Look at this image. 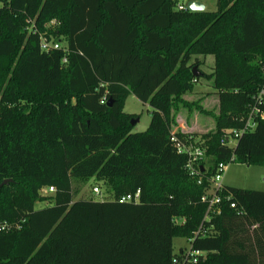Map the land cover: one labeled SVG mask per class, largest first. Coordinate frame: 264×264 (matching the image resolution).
Here are the masks:
<instances>
[{
    "label": "trees",
    "instance_id": "16d2710c",
    "mask_svg": "<svg viewBox=\"0 0 264 264\" xmlns=\"http://www.w3.org/2000/svg\"><path fill=\"white\" fill-rule=\"evenodd\" d=\"M176 5L2 0L0 184L12 182L0 191V225L11 227L0 232V264H174V239L202 224L211 232L194 243L206 254L200 264H264V191L225 186L210 222L201 202L219 163L234 155L264 166L263 120L237 148L221 145L264 84V0H217L212 14ZM43 34L64 50L44 52ZM197 53L214 58L219 99L215 131L191 134L207 149L201 185L185 171L169 118L172 98L201 80ZM131 95L152 110L146 132L133 133L137 117L123 110ZM90 179L108 183L113 198L74 200L73 180ZM45 187L55 188L52 205L36 210ZM138 191V204L119 202Z\"/></svg>",
    "mask_w": 264,
    "mask_h": 264
},
{
    "label": "rangeland",
    "instance_id": "374dc122",
    "mask_svg": "<svg viewBox=\"0 0 264 264\" xmlns=\"http://www.w3.org/2000/svg\"><path fill=\"white\" fill-rule=\"evenodd\" d=\"M195 1H201L205 5V12L207 13H215L217 9V0ZM176 2L183 4L185 0H176ZM1 5L2 0H0ZM56 25L57 22L53 20L51 23L46 24L45 28L50 29ZM34 28V26H31V30ZM193 59L200 62L197 74L200 75L201 80L199 82L193 81L191 92L172 98L169 118L172 132L198 135L200 138V136L206 137L215 131V122L219 115V99L212 88V81L208 78L214 68L213 56L197 53L193 56ZM123 110L139 119V122L134 126L133 133H142L148 130L152 111L149 105L142 103L131 95L125 101ZM222 183L224 186L237 189L264 191V166L258 163L251 165L232 163L223 177ZM72 186L74 200L105 201L113 198L112 194L109 195L110 186L101 179H90L89 182L73 180ZM95 188L99 189V194L94 193ZM15 190L16 187L11 188V194ZM41 194L40 197L44 201L36 203V210L50 207L53 202L52 195L48 196L42 191ZM173 246L174 252L178 254L181 250L187 249L189 245L186 239L176 237Z\"/></svg>",
    "mask_w": 264,
    "mask_h": 264
},
{
    "label": "built area",
    "instance_id": "2783aa9c",
    "mask_svg": "<svg viewBox=\"0 0 264 264\" xmlns=\"http://www.w3.org/2000/svg\"><path fill=\"white\" fill-rule=\"evenodd\" d=\"M191 0H185L183 4L177 3L176 9L180 12L187 13L190 10L187 8V3ZM33 32L36 33V28L33 29ZM40 46L41 49L46 52L60 51L64 50L61 43L50 39L47 35H40ZM66 53V51H65ZM64 63H67V58H64ZM102 104H107L108 100L106 97H103L101 100ZM264 84L259 88L255 98L254 105L249 108V111L246 115L242 116L240 122L242 126L240 129H229L223 132V137L221 139V145L224 147H229L230 149L237 148L240 140L248 133L253 132L258 124L259 120L264 121ZM184 138H180L176 135V132H172L171 141L176 144L177 152L179 155L187 156V163L185 166V171L190 178L196 179L198 185L202 184L203 174L206 167L203 162L207 158V149L203 145H198L196 139L191 134H183ZM236 162V158L233 155L228 162H221L216 166V173L210 179V187L207 190L206 194L202 197L201 202L207 205V211L205 214L204 222H210L213 216H219L221 211L222 204V193L225 190L223 185V177L229 169V166L232 163ZM46 195H54V187H45L41 190ZM94 193L99 194V189L95 188ZM41 194V192H40ZM42 195V194H41ZM141 192L138 191L134 195H125L119 199L121 204H138L140 202ZM228 201H231L232 195H229L226 198ZM231 208L235 209L236 204L231 203ZM176 225H184L186 220L175 219ZM11 229L8 225H0V232L9 231ZM211 230L202 224L199 229L194 233L193 237L186 239L188 242V248L181 250L178 253V257L174 259V264H200L201 260L206 257V254L201 250H196L194 243L200 237H207L210 234Z\"/></svg>",
    "mask_w": 264,
    "mask_h": 264
},
{
    "label": "water",
    "instance_id": "95a60500",
    "mask_svg": "<svg viewBox=\"0 0 264 264\" xmlns=\"http://www.w3.org/2000/svg\"><path fill=\"white\" fill-rule=\"evenodd\" d=\"M187 8L190 10V12H204L206 10V7L205 5L200 2V1H195V0H191L187 3ZM194 72V75L196 77H199L200 75L196 73L195 69L193 70ZM112 104H113V101L112 100H109L107 105L108 107H112ZM139 122V119L137 120H133L131 122L132 126H135L137 123ZM12 180H7L5 182H3V184L0 186V189L4 186V185H7L9 183H11Z\"/></svg>",
    "mask_w": 264,
    "mask_h": 264
},
{
    "label": "bare ground",
    "instance_id": "6f19581e",
    "mask_svg": "<svg viewBox=\"0 0 264 264\" xmlns=\"http://www.w3.org/2000/svg\"><path fill=\"white\" fill-rule=\"evenodd\" d=\"M236 163V162H235Z\"/></svg>",
    "mask_w": 264,
    "mask_h": 264
},
{
    "label": "crops",
    "instance_id": "0c3cea01",
    "mask_svg": "<svg viewBox=\"0 0 264 264\" xmlns=\"http://www.w3.org/2000/svg\"><path fill=\"white\" fill-rule=\"evenodd\" d=\"M201 2V1H200Z\"/></svg>",
    "mask_w": 264,
    "mask_h": 264
}]
</instances>
